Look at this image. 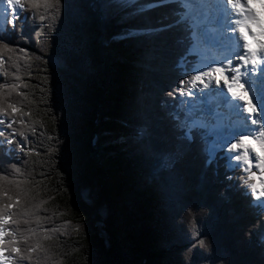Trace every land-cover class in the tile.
<instances>
[{"label":"trees","instance_id":"trees-1","mask_svg":"<svg viewBox=\"0 0 264 264\" xmlns=\"http://www.w3.org/2000/svg\"><path fill=\"white\" fill-rule=\"evenodd\" d=\"M19 3L0 35V204H16V264H264L249 182L180 126L193 57L181 6Z\"/></svg>","mask_w":264,"mask_h":264},{"label":"snow or ice","instance_id":"snow-or-ice-1","mask_svg":"<svg viewBox=\"0 0 264 264\" xmlns=\"http://www.w3.org/2000/svg\"><path fill=\"white\" fill-rule=\"evenodd\" d=\"M229 8L237 17L233 20L235 25L234 31L238 32L241 41L243 42V54L237 55L234 66L231 67V75H226L224 68L217 66L207 73L212 77L213 81L222 84V87L227 84V89H230L232 96L238 98L242 102L244 110L248 113L251 121L257 113L256 107L249 99L247 89L241 83V74L244 69L249 67L255 69L256 66L264 62V0H227ZM258 5L261 11H258ZM233 64L231 61L230 66ZM198 79H201L198 77ZM243 85V86H242ZM12 112L19 111L15 106L9 105ZM3 110H0L2 116ZM5 121L0 119V125ZM11 122L8 123V128H11ZM259 135H244L233 148L243 153V164L245 167H253L259 171H255L256 175L250 179L256 182V187L264 190V126L258 130ZM15 135V134H14ZM24 132L18 133V141L16 148L24 147ZM0 137H3V132H0ZM6 142L11 145L13 139L5 138ZM236 151L232 154L235 155ZM252 157L255 158L253 161ZM253 171V170H252ZM18 203V201L16 202ZM16 206L14 202L9 200L8 203L0 204V264H16V257L25 259L22 255V250L19 247L20 239L14 231L9 228V224H16L18 221L12 216V209ZM35 247H29L27 252L31 254L36 251Z\"/></svg>","mask_w":264,"mask_h":264},{"label":"rangeland","instance_id":"rangeland-1","mask_svg":"<svg viewBox=\"0 0 264 264\" xmlns=\"http://www.w3.org/2000/svg\"><path fill=\"white\" fill-rule=\"evenodd\" d=\"M1 1V0H0ZM20 0H7L4 2V9L2 13V25L1 30L8 27L11 21L15 18L18 19L20 14ZM130 2H134L137 0H128ZM170 2L178 3L181 7V12L183 13L182 20L187 21V34L192 37L193 43L190 44V50L193 55L192 60L190 62L191 74L192 78L187 84L186 90L184 91L181 100L179 102V109L181 117H179L180 126L182 128H194L195 125L199 122V113H208L207 108L202 107V101L204 98V92H199L198 83L204 84V80L209 75L207 73L211 72L210 67L213 66L215 68V64L213 63L212 58L215 55H218L217 50L215 49L214 42L210 38V33L213 32L212 28H208V24H214L211 17L217 15L216 11H213L214 4L217 5L216 2L210 0L208 1V6H199L202 0H169ZM167 2V1H165ZM182 3V5H181ZM212 14V16H211ZM206 22H205V20ZM206 30H211L205 32ZM207 35L209 38H206ZM219 46V45H217ZM219 56V55H218ZM190 66V67H191ZM200 77L201 79H198ZM205 85V84H204ZM216 91L219 89L216 88ZM199 116V117H198ZM198 118V119H197ZM205 118V117H204ZM247 122L252 123L250 117H246ZM206 127L203 128L205 135L211 137V143L208 147V154L210 157H213L217 151H221L228 161L227 166L230 168L231 166H235L241 171V176L245 177V182H249V186L247 187L249 193L253 197L254 203L257 204L264 212V190L256 187V182L250 179L251 176L256 175L255 171H259L255 167H253V171L250 167H245L243 164V153L238 152L233 148V145L238 143L243 137H231L228 138L226 135H218L217 133L211 131L213 128V122L210 120H204ZM264 126L263 124H259L257 126L252 125L251 127H247L250 135H259L258 130L260 127ZM208 127V128H207ZM233 138V139H232ZM236 151V154L232 153ZM253 161L255 158L252 157Z\"/></svg>","mask_w":264,"mask_h":264},{"label":"bare ground","instance_id":"bare-ground-1","mask_svg":"<svg viewBox=\"0 0 264 264\" xmlns=\"http://www.w3.org/2000/svg\"><path fill=\"white\" fill-rule=\"evenodd\" d=\"M200 1V0H199ZM208 1L210 0H202L199 6H208ZM217 3V0H212ZM227 1V0H226ZM182 5V3H181ZM218 7V5H217ZM257 9H259L257 5ZM224 11L225 14L227 15L225 18H220L219 14L220 12ZM212 16V14H211ZM212 18V17H211ZM215 22L214 24H208V28H212V39L218 43V48H220V52H218V55H215L213 58V62L217 66H220L224 68L226 75H231V68L228 66L222 59H228L230 58L233 62V66L235 64L236 56L243 54V42L241 41L238 32H235L233 29L235 25L233 24V20H235L237 17L234 15L232 10L229 8L228 4L226 8L224 6H221L220 9L218 10V14L215 15ZM205 20V19H204ZM206 22V20H205ZM221 23H223L225 26H222ZM211 30H206L205 32ZM223 36L226 38V42L224 43ZM206 38H209L207 35ZM232 45L233 50L228 51L227 47ZM221 55V56H220ZM213 69V66L210 67V71ZM205 84V85H204ZM204 84L198 83V91L199 92H204V98L202 101V107L207 108V114L206 113H199V123H205L204 120H210V116H212L213 108L214 105H216L218 101V97L221 96L223 100V104H225V101H231L232 99V94L230 89H227V84H225L224 87H222V84L219 85L218 83L214 82L212 77H208L204 80ZM218 88L219 90L216 91L215 89ZM226 99V100H225ZM253 105L256 107L258 110L254 119L252 120L253 123L246 122L244 119L240 120L238 123L240 126H244V128L251 127L252 125L257 126L260 123L264 125V96L263 99H259L253 103ZM244 109L243 104L237 105V107ZM239 108V109H240ZM212 111V112H211ZM205 117V118H204ZM198 119V118H197ZM233 123H231L227 128H232ZM215 127V126H213ZM226 128V129H227ZM227 136V135H226ZM228 138H231L233 136L228 135ZM235 137V136H234ZM233 139V138H232Z\"/></svg>","mask_w":264,"mask_h":264}]
</instances>
